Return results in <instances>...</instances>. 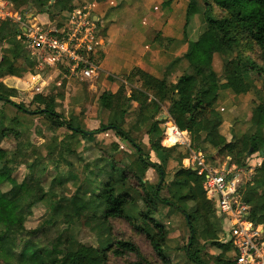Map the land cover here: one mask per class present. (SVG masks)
Returning a JSON list of instances; mask_svg holds the SVG:
<instances>
[{"label":"trees","instance_id":"16d2710c","mask_svg":"<svg viewBox=\"0 0 264 264\" xmlns=\"http://www.w3.org/2000/svg\"><path fill=\"white\" fill-rule=\"evenodd\" d=\"M50 1L8 0L23 15H46L58 29L81 6L79 2L86 3ZM160 1V8L170 13L178 0ZM184 5L181 42L185 48L179 57L166 65L160 77L138 67L123 79L108 76L109 87L99 92L97 111L90 116L83 109L68 118L59 111L65 80L54 84L48 94L34 95L32 110L11 100L17 92L1 80L40 71L25 43L16 40L17 25L0 22V188L9 186L7 191L0 189V264H110L112 258L125 255L146 262L128 240L110 239L105 248L77 243L75 228L95 220L109 232L111 221H124L134 234L144 237L161 264H176L166 252L179 249L184 264H234L231 244L221 242L220 220L205 198L201 178L181 166L190 150L201 152L212 165L220 157V162L229 159L239 167L246 165L247 156L258 154L261 164L246 185L244 200L252 223H264V156L260 155L264 151V0H187ZM158 15L165 17L162 11ZM192 18L205 29L195 41H188L186 29ZM153 21L141 20L147 28ZM97 28L104 31L101 19ZM163 41L175 43L156 34L146 46L168 50L170 46L160 47ZM214 56L221 61L223 83L213 68ZM253 75L262 83V94H257L260 103L251 117L255 131L227 139L221 133L223 122L216 104L224 92L237 97L249 93L255 84ZM165 106L177 129L189 134V148L168 139L164 122L158 120ZM91 118L99 122L93 131L87 124ZM34 119L46 121L49 134L38 131L42 142L31 150L18 183L13 177L15 165L25 156L23 150L31 147L24 136ZM57 130L62 134L59 140L54 139ZM106 132L129 150L123 151ZM139 135L147 138L146 144ZM9 139L15 141L12 150L1 147ZM89 152L96 154L91 161L83 157ZM75 166L82 169V178H70L74 191L68 194L62 169ZM175 168L172 181L165 184L166 171ZM149 169L158 176L155 185L145 180ZM39 206H44L43 216L35 228L26 229L25 223ZM181 229L186 243L179 247ZM212 247L220 250L217 256H208Z\"/></svg>","mask_w":264,"mask_h":264},{"label":"rangeland","instance_id":"374dc122","mask_svg":"<svg viewBox=\"0 0 264 264\" xmlns=\"http://www.w3.org/2000/svg\"><path fill=\"white\" fill-rule=\"evenodd\" d=\"M80 1L92 2L93 0H80ZM141 2L143 3V1H140V0H127L126 5H129V9L127 8V12L124 15L121 13L122 11H120V14H119L120 6H118L117 7V22L119 23L122 19H124V20H127L128 25L132 23L133 27L138 29V31H147L149 30V28L147 29V27L143 26L141 23V20L143 19V17L147 18L149 22H151L152 19L156 20V18L163 19L162 16L160 17V15H158L159 11H162L165 15L164 19L165 18L166 19L160 20L157 25L159 26V24L165 21L166 24L168 25V30L170 34H172L174 30L175 36L177 37V39H180L182 37L181 31L183 30V22H184L183 11L185 7L184 0H178L177 3L174 4L173 8L170 10V13L160 8L159 6L160 0H146L145 4L147 5V7H149L148 10L144 8ZM78 4L82 5L81 2H79ZM106 7L107 6L105 5L103 9H105ZM109 15H110V11H108V9H106L105 13L101 17L99 15V19H101V22H102V28H105V25H106L105 19ZM51 24L54 26L53 23ZM121 29L125 30V27H122L121 25ZM204 29H205L204 24H200L199 20H195L194 18H192L186 29V32H187L186 40L195 41L198 38V36L204 31ZM104 35H105V30L100 31L97 34L98 38H97V42L95 46L96 53H100L101 51V50L99 51V48H101L102 46L101 43H103ZM151 36H152V32H148L147 33L148 40L146 41H149ZM146 41H144L142 46L147 45L148 42ZM159 45H161L160 47H164V48L165 47L167 48L168 46H170L168 50H165L162 52V55L165 58H167L169 61L179 56L185 48L183 44L181 45L178 43L177 44L172 43L171 45L170 44L166 45L165 41H163ZM154 47L156 49H159L156 46ZM146 56H148V54H146ZM38 68H39L38 70L40 71L39 72L40 76L43 75L44 72H41L42 65L38 66ZM213 68L216 71V74L218 76V81L223 83L224 76L222 75L221 61L218 56H214L213 58ZM162 69H163L162 65H158V70L161 71ZM102 70L103 71H101V74L104 75L105 72L108 71L109 69L106 67V69H102ZM113 72H114V75L112 76H115L117 78V75H115L117 74V71L114 70ZM126 74L127 73L121 72V74H119V77L123 78ZM52 75H54V78H55L56 74L52 73ZM23 77L21 79V82L18 83L19 90L17 91L15 98H17L16 99L17 102L24 105L25 108L32 110L35 108V106L30 104L31 98L29 94L31 92L26 91L28 89L26 87L31 86L33 82L31 79L26 78L28 77V75L26 77L25 76ZM255 77L256 76L254 75L252 76V79L254 80L255 84L249 93H247L244 96L237 97L231 94L230 92H224L222 93V98L216 104V109L221 115L222 122H223L221 126V133L224 134L227 137V139H230L231 136H235L236 138H239L244 133L251 134V133H254L255 131V127L251 123V117H252V113L254 109L260 103L258 100L257 94L259 93L262 94V89H261L262 83L260 81V78L258 77L256 79ZM65 81H66L65 87L63 89L64 99L63 101L60 102V106L58 107L59 111L62 112L66 118H68L70 114L78 113L80 109H83L86 115L88 116L96 113L97 111L96 99H97L99 92L104 89L106 82L104 86H100V83H101V79H100L98 83L97 91L90 90V92H88L87 83L85 84L77 83L75 80H70V81L65 80ZM13 82L15 81L11 80V83H12L11 85H13ZM47 93L48 92H43V94H47ZM165 117H168L166 113V106L163 108L162 114L160 116L161 121L165 122L163 120ZM87 124H88L89 129L92 131L97 129L99 126V122L93 118L88 120ZM46 126H47L46 121L34 119L33 126L30 129L31 131L25 134L24 136L25 142L29 143L31 147L27 146L25 150H23L25 151L24 152L25 156L23 155L24 157H22L19 163L15 165L16 172L14 173L13 177L16 180V182L19 183L23 179L26 173L25 171L26 163L31 158V154H30L32 153L31 150L35 148L37 145L41 144L42 142V139L38 135V131H41V134L43 133V135L48 136L49 133L45 129ZM104 135L108 139H111L112 141L116 143L118 142L119 147L123 151H127L128 148L126 144L119 142V140L111 132H106ZM263 135H264V129H263ZM61 136H62L61 131L57 130L55 132L54 139L59 140ZM139 137L142 139V142L144 144L147 143V138L144 135H139ZM1 147L7 150H12L15 147V141L12 139H9L5 141L4 143H2ZM23 148L24 147H22V149ZM95 156L96 154L94 152H89L85 154L83 157L85 158V160L91 161L92 159L95 158ZM150 158H151V161L153 162L155 161L152 155L150 156ZM217 158L218 160H216L215 166H221L222 164L224 165L225 163H227L226 159L221 160L220 162L219 161L220 157H217ZM258 163H261V158L259 157L258 154L249 155L244 161V165L245 164L254 165V167H257ZM176 169L177 168L168 169L166 171L165 184H169L172 181L174 170ZM62 170H63L64 177L68 178L67 182L69 183L66 186V191L68 192V194H70L74 191V182L71 181L70 178H74V179H77V177L82 178V169L79 168L78 166H75L73 168H63ZM52 173L53 172L51 171V174ZM255 175H256V171L254 173L253 178L255 177ZM145 180L149 184L155 185L158 182V176L156 172L149 169L145 175ZM0 189L2 191H7L9 189V186L3 185L1 186ZM246 189L247 187H245L243 194H245ZM162 194L166 195L165 191H163ZM43 214H44V206H39V208L33 210L32 216L28 218L27 222L25 223V228L26 229L35 228L37 224L39 223ZM163 222L165 223V220ZM110 226H111L110 228L111 231L109 232L107 227L101 221H98V220L87 221V222H84L82 225H79L75 228L74 237L77 243H81L86 246L97 247V248H105L107 245L111 243L110 239L128 240V241L133 242L140 249L146 261L143 263L139 259L135 258L133 255H125L121 258H112L110 264H161L159 260L155 257L151 249V246L144 239V237L134 234L133 231L129 228V226L124 221H121V220L111 221ZM178 241L180 245L179 247H182L186 243V236H184V231L182 229L179 232ZM221 242L224 243L223 241ZM209 253L210 254L208 256H217L220 253V250L217 249L216 247H212ZM166 254L169 256L170 260L172 262H175L176 264H184V262L186 263L185 257L181 249L177 251L170 250V251H167Z\"/></svg>","mask_w":264,"mask_h":264},{"label":"built area","instance_id":"2783aa9c","mask_svg":"<svg viewBox=\"0 0 264 264\" xmlns=\"http://www.w3.org/2000/svg\"><path fill=\"white\" fill-rule=\"evenodd\" d=\"M8 0H0V21L17 25V39L24 38L31 56L40 63L62 65L65 77L91 83L99 76L94 63L100 19L90 4L74 8L61 28L31 25L28 16L12 11ZM96 16V18H94ZM167 137L189 148V134L165 117ZM223 166L208 163L199 151L190 150L183 167L201 178L205 198L220 219L224 243H230L234 264H264V223H252L244 189L261 163L239 167L226 159Z\"/></svg>","mask_w":264,"mask_h":264},{"label":"crops","instance_id":"0c3cea01","mask_svg":"<svg viewBox=\"0 0 264 264\" xmlns=\"http://www.w3.org/2000/svg\"><path fill=\"white\" fill-rule=\"evenodd\" d=\"M126 1L127 0H104L100 3H97L95 0H93L92 2L83 1L86 2L84 4H90L93 7L95 14H97L98 16L100 15V17L105 13L106 9L110 11V15L107 16L105 19V24H106L104 28L105 35L103 36V43H101L102 46L101 48H99V51L100 50L101 51L100 53H95V56L93 58L94 63L98 66L99 76L95 81L91 83H87L88 92H90V90L97 91L98 83L100 79H101L100 86H104L106 82L104 89H107L109 87V83L107 82V77L114 75L113 72L114 70L117 71V74L115 75L119 77V74H121V72L128 74L131 69H133L134 67H138L149 74L160 77L166 65H168L171 61H173L177 57H179L177 56L173 60L169 61L167 58H165L162 55L163 50L161 51L159 49H156L154 46H149V47L142 46L144 41L148 40L147 37L148 32H152V36L149 39L150 42H152L156 34H161V36L164 38L166 37L173 38L175 40L174 44L178 43L182 45L181 38L177 39L174 30L173 33L170 34L168 30V25L166 24L165 21L159 24V26L157 25L160 20H165L166 18L154 20L153 23L148 27L149 30L147 31H138V29L133 27L132 23L128 25L127 20L124 19H122L119 23L117 22V7L120 6L119 14L120 11H122L121 13L123 15L127 12V8L129 9V5H126ZM140 1H143V3L141 2V4L144 6L145 9L148 10L149 7H147V5L145 4L146 0L145 1L140 0ZM186 1L187 0H184V2ZM105 5L107 7L103 9ZM10 9L12 11H15L12 8V5ZM25 15L28 16L29 23L31 25L37 24L44 28L53 26L46 15H39L35 17L29 16L28 14ZM121 25L122 27H125V30L121 29ZM16 40L23 41L25 43L26 50L30 54L26 40L24 38L17 39V36H16ZM146 54H148V56H146ZM31 57L34 60L37 59L33 56ZM40 65H42V69L41 68L40 69L43 72L44 70H47L46 72H44L43 75L41 76L40 74L32 75L30 73L23 74V76L25 77L28 75V77L26 78L31 79L33 82L31 86L26 87L28 88L26 91L31 92L29 94L31 99L34 95L43 94V92L50 93V90L53 87V85L59 83L60 80H67V81L75 80L77 83L85 84L83 82H79L77 79L65 77L66 72H65V68L62 65L52 64L51 66H48L46 65V63L44 64L38 62L36 68L39 69L38 66ZM158 65H162L163 69L161 71L158 70ZM106 67L109 70L106 71L104 75H102L101 71H103L102 69H106ZM52 73L56 74L55 78L54 75H52ZM23 76H6L1 81L5 85V87H7L8 89H14L17 92L19 90L18 83L21 82ZM119 78L123 79L122 77ZM11 80L15 81L13 82V85H11L12 84ZM16 99L17 98L15 97L11 98L13 102L18 103ZM163 120L165 121V118ZM181 166L182 168H185L183 167V160L181 161Z\"/></svg>","mask_w":264,"mask_h":264},{"label":"water","instance_id":"95a60500","mask_svg":"<svg viewBox=\"0 0 264 264\" xmlns=\"http://www.w3.org/2000/svg\"><path fill=\"white\" fill-rule=\"evenodd\" d=\"M54 2V0H51L50 3L52 4ZM94 18H96V16H94ZM159 121H161V119H159ZM261 156H264V151H262L260 153ZM194 172V170H192Z\"/></svg>","mask_w":264,"mask_h":264},{"label":"bare ground","instance_id":"6f19581e","mask_svg":"<svg viewBox=\"0 0 264 264\" xmlns=\"http://www.w3.org/2000/svg\"><path fill=\"white\" fill-rule=\"evenodd\" d=\"M171 138H174V137H171ZM175 139V138H174Z\"/></svg>","mask_w":264,"mask_h":264}]
</instances>
